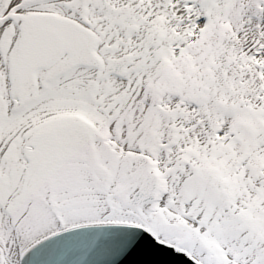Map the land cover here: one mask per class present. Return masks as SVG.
Here are the masks:
<instances>
[{
    "label": "snow or ice",
    "instance_id": "1",
    "mask_svg": "<svg viewBox=\"0 0 264 264\" xmlns=\"http://www.w3.org/2000/svg\"><path fill=\"white\" fill-rule=\"evenodd\" d=\"M0 264H264V0H0Z\"/></svg>",
    "mask_w": 264,
    "mask_h": 264
}]
</instances>
